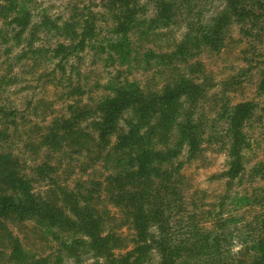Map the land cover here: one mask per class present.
I'll use <instances>...</instances> for the list:
<instances>
[{"label":"rangeland","instance_id":"374dc122","mask_svg":"<svg viewBox=\"0 0 264 264\" xmlns=\"http://www.w3.org/2000/svg\"><path fill=\"white\" fill-rule=\"evenodd\" d=\"M127 4L128 9L118 11L119 6L114 8L108 0L0 3V124L5 147L20 157L38 195L65 208V192L91 191L108 227L121 228L123 214L104 187L110 175L122 174L125 167L122 155L114 150L115 136L106 145L101 143V149L92 148L99 142L94 130L97 107L111 94L108 89L118 84L134 83L151 94L183 77L193 79L204 87L205 96L184 108L199 122L205 142L195 157L184 147L163 165L169 170L182 165L179 174L163 182L164 188L175 183L178 195L170 201V188H165L163 197L178 239L209 221L204 227L223 236L222 250L210 264H247L254 217L264 212V91L259 89L264 78V0H129ZM130 9L135 21L120 34L117 18ZM66 23L75 25V34ZM91 24L93 34L86 37ZM207 35L222 39L220 48L206 46ZM85 37V45L76 47ZM120 40L125 45L121 50ZM180 44L185 46L183 53L178 51ZM60 45L70 50L58 55ZM242 102H253L256 108L245 128L249 143L244 150L245 172L231 181L223 176L230 161L227 111ZM128 117H123L122 125ZM67 121L79 123L84 148L73 136L50 150L43 140L49 128L54 125L64 133L62 124ZM177 130L170 131L172 143L178 139ZM43 163L50 169L42 175L37 167ZM160 183L155 179L151 187ZM222 219L225 226L214 224ZM118 231L132 236L128 226ZM14 233L24 250L45 259L44 264L97 262L88 239L69 230L33 219ZM76 241L80 245L74 252L70 246ZM153 261H159L157 253ZM0 264L11 263L4 257Z\"/></svg>","mask_w":264,"mask_h":264},{"label":"trees","instance_id":"16d2710c","mask_svg":"<svg viewBox=\"0 0 264 264\" xmlns=\"http://www.w3.org/2000/svg\"><path fill=\"white\" fill-rule=\"evenodd\" d=\"M7 1L0 0V3ZM128 1L108 0L114 8L119 6L118 11L120 8L128 9ZM135 16L131 9L123 17L119 16L117 31L120 34L126 32L129 24L135 21ZM85 23L88 24L87 21ZM74 27L66 23V29L73 34ZM93 28V24L88 25L84 35L93 34ZM86 37L76 47L85 45ZM212 37L207 35L204 44L220 48L222 39ZM179 47L181 50L178 51L183 53L185 46ZM123 48L125 45L120 40L118 49ZM68 50L67 46L60 45L58 55ZM70 54L68 52L66 56ZM259 89L264 91V78ZM108 90L111 94L104 97L97 107L99 117L94 122V130L99 142L92 148L101 149V143L106 145L112 136L116 137L114 150L122 155L120 162L125 170L122 174L110 175L104 191L123 214L121 228L128 226L132 236L119 232L120 227H108L104 211L91 191H87V195L65 192L66 209L38 195L20 157L6 149L0 124V260L7 257L11 264H44L45 259L31 257L24 250L21 238L14 233L15 228L35 219L47 227L61 231L66 229L87 238L88 248L97 258L96 264H154V253L159 256L155 264H210L216 261L222 250L223 236L214 235L210 227H204L209 222L206 221L205 225L197 224L192 231L190 229L185 239H178L172 226V215L168 213L169 204L163 197L165 188H170V201L171 196L176 198L178 195L175 183L164 188L163 182L171 181L182 168L178 164L169 170L163 165L176 159L184 147L188 148L191 158L195 157L205 142L199 122L191 117V110L184 108L185 103L194 106L204 99V87L193 79L183 77L176 83H168L162 91L151 94L129 82ZM255 108L253 102H242L227 111L226 133L230 142L227 155L230 161L223 176L231 181L241 179L245 172L244 150L249 146L245 128ZM125 115L129 117L124 119L122 125ZM62 128L64 133L53 125L45 135L43 140L50 150L61 147L63 140L69 138L70 141L73 136L84 148L83 136L78 134L79 123L63 122ZM177 128L178 139L172 143L170 131ZM85 137L91 138L88 134ZM48 168L49 165L43 163L37 170L43 175ZM155 179L161 180L160 187L152 188ZM225 222L222 219L214 224L225 226ZM254 225L255 231L246 247L249 256L247 264H264V212L254 217ZM79 245L80 242L76 241L70 250L77 252Z\"/></svg>","mask_w":264,"mask_h":264}]
</instances>
